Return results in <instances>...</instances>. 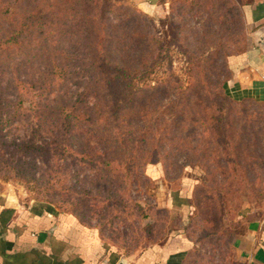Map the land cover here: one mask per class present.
Segmentation results:
<instances>
[{"label":"rangeland","instance_id":"1","mask_svg":"<svg viewBox=\"0 0 264 264\" xmlns=\"http://www.w3.org/2000/svg\"><path fill=\"white\" fill-rule=\"evenodd\" d=\"M241 2L166 0L152 13L128 0H0V36L20 29L16 54L0 47V185L24 206L77 214L127 258L183 225L171 204L189 180L188 264H224L240 217L264 212V100L223 93L229 58L254 44ZM115 35L132 36L137 55L123 62L143 58L148 74L123 80L144 92L107 119L88 108L99 100L86 70L90 38ZM59 62L75 72L66 83ZM64 93L77 110L59 121Z\"/></svg>","mask_w":264,"mask_h":264},{"label":"crops","instance_id":"2","mask_svg":"<svg viewBox=\"0 0 264 264\" xmlns=\"http://www.w3.org/2000/svg\"><path fill=\"white\" fill-rule=\"evenodd\" d=\"M128 1L152 13L166 4V0ZM241 11L254 44L245 53L229 58L231 74L224 87L235 98L264 99V46L260 33L264 27V0H242ZM173 193L171 214H180L182 222L187 221L189 194L183 189ZM247 215L240 217L243 229L231 239V251L224 264H264V212ZM192 246L182 225L169 231L159 243L129 255L127 261L188 264ZM117 257L120 258L117 248L75 213L24 206L13 191L0 185V264H113Z\"/></svg>","mask_w":264,"mask_h":264},{"label":"trees","instance_id":"3","mask_svg":"<svg viewBox=\"0 0 264 264\" xmlns=\"http://www.w3.org/2000/svg\"><path fill=\"white\" fill-rule=\"evenodd\" d=\"M21 6V5H20ZM10 19V18H9ZM19 18H12V20L17 21ZM127 21V20H126ZM125 20L122 18H119V22L125 24ZM128 22V21H127ZM106 25V22L104 23ZM107 35L106 31H102V34ZM20 34V29L18 26H12L9 27L7 30L1 33L0 36V47L3 50H7L10 54H7L8 56H12L13 54H16L18 49H17V38ZM117 34V33H116ZM115 38L118 39L116 41H112L110 39H103L101 37L95 38H90L91 44L94 45V53L97 55V60L96 62L92 63V66H89V68L86 70L90 71L89 76L93 78V83H92V91L94 92L96 100H99V104H94L88 106L90 110H100L102 113L101 115L104 116L105 118H110L111 116H115L117 113H121L122 110L128 108L129 106H135L137 99L139 97V93L144 92L143 88H135L133 87V83L131 81H123L125 79H130L133 74L140 72L143 74H148V69L147 66L145 65V60L141 61V66L139 67H132L134 62H123L125 58H131L135 57L137 55V48L135 46V42L132 39V36L130 38H123L121 35L116 36ZM99 39H102L99 41ZM15 40L14 42H12ZM111 41L112 45L115 43V48L111 46ZM12 42V43H10ZM15 53H14V52ZM56 54L62 55L67 53L65 48L61 47H56L55 49ZM144 67L143 70H141ZM229 69L230 66L228 64ZM51 72L57 76L63 75L64 83L67 82V80L70 78V75H74V71L70 70V68L63 66L60 62L55 65V68H51ZM85 72V70H84ZM77 75V73L75 74ZM88 77V74H86ZM136 75V74H135ZM225 83V82H224ZM223 83V93L225 94L226 97L231 98L232 100L235 101H243V100H253L255 98L253 97H243V98H235L231 95H229L226 92V89L224 87ZM116 84H123L122 90H116ZM117 94H120L124 99L125 103L124 104H119L116 102L117 100ZM67 94L64 93V95H60L59 99L60 102H57V108L59 110V121L61 120H66L67 117L70 114H66V112L71 113L73 110L76 108L75 103L71 104L68 101ZM259 100V99H257ZM264 100V99H262ZM102 109V110H101ZM77 110V108H76ZM66 115V116H65ZM65 117V119H63ZM84 117V116H82ZM206 123L208 124L207 118L205 119ZM67 125V124H66ZM76 125H80L79 123H76ZM81 127L83 128V132L85 133L89 131V128L87 124H84ZM85 130V131H84ZM78 134V133H76ZM76 136V135H74ZM189 181V180H188ZM187 180L184 181V186L182 185V189L185 190L191 198L193 197V191L195 188V183L191 185L189 184ZM77 215V214H76ZM190 213L188 214L187 221H183V225L185 227V233L186 235L191 239L193 242V236L190 235V221L191 218H189ZM192 215V214H191ZM172 219L174 217H171ZM118 259V257H117ZM117 259L113 262V264L116 263Z\"/></svg>","mask_w":264,"mask_h":264},{"label":"water","instance_id":"4","mask_svg":"<svg viewBox=\"0 0 264 264\" xmlns=\"http://www.w3.org/2000/svg\"><path fill=\"white\" fill-rule=\"evenodd\" d=\"M262 45L264 46V27L260 28ZM115 264H128L127 258L120 257Z\"/></svg>","mask_w":264,"mask_h":264}]
</instances>
